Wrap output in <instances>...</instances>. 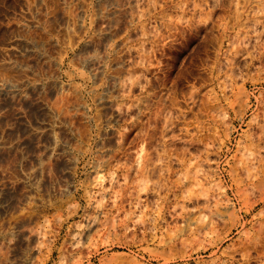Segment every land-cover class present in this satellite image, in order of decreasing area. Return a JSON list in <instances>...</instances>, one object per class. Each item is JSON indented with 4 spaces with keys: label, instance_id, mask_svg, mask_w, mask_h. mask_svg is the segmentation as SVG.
Returning a JSON list of instances; mask_svg holds the SVG:
<instances>
[{
    "label": "rangeland",
    "instance_id": "rangeland-1",
    "mask_svg": "<svg viewBox=\"0 0 264 264\" xmlns=\"http://www.w3.org/2000/svg\"><path fill=\"white\" fill-rule=\"evenodd\" d=\"M61 1L0 49V264H264V0Z\"/></svg>",
    "mask_w": 264,
    "mask_h": 264
},
{
    "label": "crops",
    "instance_id": "crops-1",
    "mask_svg": "<svg viewBox=\"0 0 264 264\" xmlns=\"http://www.w3.org/2000/svg\"><path fill=\"white\" fill-rule=\"evenodd\" d=\"M65 5L61 0H0V49L4 34H52V7L61 10Z\"/></svg>",
    "mask_w": 264,
    "mask_h": 264
}]
</instances>
